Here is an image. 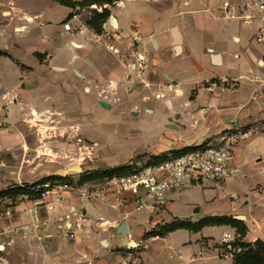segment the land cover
Returning a JSON list of instances; mask_svg holds the SVG:
<instances>
[{"label": "crops", "instance_id": "1", "mask_svg": "<svg viewBox=\"0 0 264 264\" xmlns=\"http://www.w3.org/2000/svg\"><path fill=\"white\" fill-rule=\"evenodd\" d=\"M83 1L0 0V153H9L11 165L0 168V191L46 177L36 159L19 160L24 149L46 148L38 142L41 129L24 124L43 114L36 109L30 119L27 108L33 113L39 104L60 106L65 96H80L76 116L95 118L88 126L80 124L93 139L103 129L94 124L103 118L97 109L100 97L127 99L121 109L115 104L107 108L100 100L110 112L102 119L106 130L114 114L127 123L157 115L150 141L138 148L152 152L148 161L185 148L218 145L237 125L255 133L235 148L237 177L207 180L202 200L184 204L186 187H197L187 184L170 192L158 213L126 217L125 209L113 207L112 195L82 200L80 189L91 183L72 186L61 205H38V219L27 212V200L0 202V210H12L11 216L0 218V264H233L220 238L230 226L148 234L176 220L198 223L228 216L246 226L245 243L264 242V43L256 42L260 21L246 19V0H90V6L101 7L99 12H111L102 32H66L70 3ZM136 34L139 47L132 40ZM108 44L118 53L109 51ZM136 52L148 61L144 81L150 87L131 69ZM217 78L239 85L223 89L212 85ZM160 92L166 98L156 99ZM57 111L70 114L64 108ZM73 208L86 219L84 232L75 239L67 236L64 222ZM123 221L127 235L118 232ZM25 226L26 231L4 232Z\"/></svg>", "mask_w": 264, "mask_h": 264}, {"label": "built area", "instance_id": "2", "mask_svg": "<svg viewBox=\"0 0 264 264\" xmlns=\"http://www.w3.org/2000/svg\"><path fill=\"white\" fill-rule=\"evenodd\" d=\"M228 6L225 4V7ZM95 10L99 12L101 7L92 5L74 8L63 25L64 30L71 34H82L88 31L90 27L87 21L93 17ZM245 10L247 20L258 19L260 21L256 42L264 43V0H246ZM73 21H77L79 25L74 27ZM132 40L139 47L141 41L139 35H133ZM107 49L118 53L113 44H108ZM136 55L137 60L131 69L145 87H150V84L144 81L148 61L144 54L136 52ZM212 85L233 90L238 87L239 83L226 78H217ZM166 96L165 92L155 95L156 99H164ZM254 133L252 129L237 125L223 134L218 145L197 146L161 163L138 166L131 173L107 179L98 186L82 187L80 189L81 198L82 200H107L109 195H112L116 199L113 207L125 209L126 217L141 211L158 213L167 205L168 194L183 185L202 183L207 180L220 183L237 177L240 169L235 163V148ZM42 187L44 191L39 200L33 201L28 196L19 198L31 203L27 212L37 219L39 217L38 205L45 204L47 207L61 205L66 200V192L72 189L69 184L47 183ZM11 215V209L0 210V218ZM64 222L67 236L71 239L77 238L85 230L86 219L81 210L70 209L64 217ZM28 229L27 226L16 229L6 227L4 232L12 233ZM220 238L222 244L230 252L242 251L241 246L233 247L234 242L242 240V235L237 229L231 228L223 231Z\"/></svg>", "mask_w": 264, "mask_h": 264}, {"label": "rangeland", "instance_id": "3", "mask_svg": "<svg viewBox=\"0 0 264 264\" xmlns=\"http://www.w3.org/2000/svg\"><path fill=\"white\" fill-rule=\"evenodd\" d=\"M116 97L117 100L108 99L107 96L100 97L98 100L97 109L103 114V118L98 117L97 122L94 124L98 128L103 129L94 139L90 138L89 133L83 132L80 124L88 126L89 122L95 118L76 116L80 110V96H65V103L62 102L60 106L56 103L46 106L39 104L33 110L38 109L43 115L41 117L34 116L33 122L24 121V124L33 125L35 129H41L39 135H37L38 142L40 146L46 145V148L40 149L39 152H36L32 148L24 149L19 160L23 163L25 160L36 159L41 163V166H44L43 168L47 172L45 173L47 174L46 177L53 175L69 176L73 186L78 184L82 176L89 173H100L104 170L127 165H131L135 169L138 166L150 164L148 159L152 155V152L147 149L142 150L138 148H142L143 143L150 141L148 140V137H150L148 132L152 130V125L159 117L157 115H141L133 122L127 123L120 115L114 114L112 117L114 123L112 127H108L106 130L104 129L106 123L102 119H105L106 115L110 114V112L103 107L100 100L110 104L111 108H113L112 104H115V108L118 109L126 107V97ZM128 103L133 104L132 101ZM58 108H64L65 111L70 113L69 116L59 114ZM27 110H29L28 114L31 119L32 115H34L30 111L31 107L27 108ZM136 153L138 155H135ZM8 154L0 153V168H7L8 165L11 166L8 160L10 155ZM79 167H81L82 172L77 171ZM202 183L203 185L197 183L195 189L190 187H186L185 189V185H183L173 192H178L184 187L186 190L183 199L184 204L197 200L201 201L202 194L207 186L206 181ZM23 184L30 183L23 182ZM89 186L98 185L91 183Z\"/></svg>", "mask_w": 264, "mask_h": 264}, {"label": "trees", "instance_id": "4", "mask_svg": "<svg viewBox=\"0 0 264 264\" xmlns=\"http://www.w3.org/2000/svg\"><path fill=\"white\" fill-rule=\"evenodd\" d=\"M111 0H97V3L102 4L103 2ZM92 4V1L87 0L80 3H70V6L74 9L77 7H87ZM99 6V5H98ZM111 15L109 9L104 8L102 12L93 11V17L87 21L88 26L93 29L96 33L102 32V25L105 23ZM0 55L2 53L0 52ZM205 146V144L201 145ZM194 149L185 148L183 150L172 151L170 154H163L161 156H156L150 158V164H158L161 163L173 156L180 155L188 150ZM133 170L131 165L116 167L110 170H104L100 173L94 172L86 174L82 176L77 185H83L86 183H101L107 179H111L116 176H123L131 173ZM51 183V184H69L73 186L72 180L69 176H58L53 175L46 178H43L33 184H23L11 186L5 190L0 191V202L8 199L12 201L13 204L22 196H28L31 200L36 201L41 197V193L44 191L43 185ZM205 226H230L232 228L237 229L241 235L242 240L234 242L233 247L236 248L241 246L242 251H232L230 252L233 256V264H264V242L262 240H258L253 244H247L244 242V238L247 233V228L243 224L242 221L234 219L228 216H216L205 218L199 221L198 223L184 222L180 220H176L172 223L165 224L160 226L157 230L149 233V236L161 237L167 233L176 231L178 229H191V230H200Z\"/></svg>", "mask_w": 264, "mask_h": 264}, {"label": "water", "instance_id": "5", "mask_svg": "<svg viewBox=\"0 0 264 264\" xmlns=\"http://www.w3.org/2000/svg\"><path fill=\"white\" fill-rule=\"evenodd\" d=\"M103 105H104L105 107H107V108L110 107V105L107 104L106 102H104ZM33 114L36 115V111H35V110L33 111ZM77 171L82 172L81 167L77 168ZM118 232L121 233V234H124V235H127V234L129 233V231H128V227H127V222H126V221H123V222L121 223Z\"/></svg>", "mask_w": 264, "mask_h": 264}]
</instances>
